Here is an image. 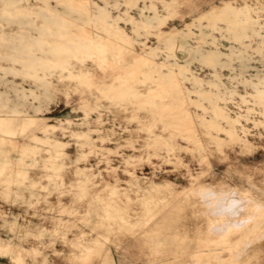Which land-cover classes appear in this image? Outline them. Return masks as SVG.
<instances>
[{"label":"rangeland","instance_id":"obj_1","mask_svg":"<svg viewBox=\"0 0 264 264\" xmlns=\"http://www.w3.org/2000/svg\"><path fill=\"white\" fill-rule=\"evenodd\" d=\"M107 1L119 3L110 5L118 19V37L115 29L101 32L95 19L74 31L85 40L99 36L107 59L97 56L98 44L84 63L73 57L84 70L51 77L56 92L47 110L21 114L17 125L0 129V252L18 257L17 264L24 257L28 264H40L38 258L54 264L46 256L52 258L60 242L72 264H94L103 255L109 264L110 245L117 248L120 239L139 236L148 241L150 224L159 223L171 207L187 206L194 222L203 218L210 228L205 243L197 245V250L214 251L203 264H264V101L256 97L258 88L264 90V0H228L251 6L260 28L242 42L206 26L213 19L203 13L205 5L220 6L225 0ZM94 3L104 0H50L49 8L86 12ZM155 12L163 18L160 25L136 27ZM171 28L190 33L187 40L194 48L219 52L222 62L192 58L179 46L181 38L170 47L164 40ZM212 39L216 44L206 43ZM185 65L188 79L179 74ZM170 69L174 75L168 82L162 72ZM195 78L206 92L220 91L219 98L198 102ZM37 82L7 75L0 77V91L15 99L11 86L16 87L30 104L38 105ZM131 88L138 95L125 96ZM150 99H155V110ZM215 104L225 116L216 118ZM42 121L46 125L40 128ZM220 182L236 185L235 198L246 206L236 218H218L213 214L218 198L203 197L209 190H234L223 189ZM199 206L203 212L197 214ZM249 217L253 219L246 224ZM227 220L240 224L230 229ZM212 227L222 230L214 233ZM228 237L242 241L241 248L225 245Z\"/></svg>","mask_w":264,"mask_h":264},{"label":"bare ground","instance_id":"obj_2","mask_svg":"<svg viewBox=\"0 0 264 264\" xmlns=\"http://www.w3.org/2000/svg\"><path fill=\"white\" fill-rule=\"evenodd\" d=\"M30 1L31 0H0V77L5 78L7 75H21L25 77L35 78L38 81L37 88L40 90V94H37L39 104H30L26 100V95L18 91L16 87L11 86V89L15 90V99H12L13 97L11 98L8 92L0 91V129H2L6 125H17L20 122L19 117L21 116V114L33 112L38 115L41 112L47 110V105L54 99L56 92L51 77L56 74H59V77H63L65 75L64 71H69L70 74H76L78 72H83L84 70L83 67L79 68L76 66V64L73 62V57L79 58L78 60L84 63L87 56H91V54L93 55V53H95L93 47L94 45L98 44L96 49L98 51L97 56L101 59H107L106 51L100 48L99 36H96L95 39L85 40L79 35L75 34L74 31L76 29H82L84 27V24L91 22L90 19H95L98 23L96 24V26L101 32L107 33L108 30L115 29L117 32L115 33V35L117 37L119 36V27L117 22L118 19L112 16L110 10V5L113 4L112 6H118V1L111 3L107 0H104V3L102 5L94 3L93 7L86 12H78L70 8L50 9V0H38L42 2L41 4H32ZM82 4H84V2ZM172 5L173 3H169V6ZM204 8L205 11L203 13L213 19L206 26L212 31L226 32L224 36L232 37L236 42H242L245 38H248L250 31L258 32L259 30L257 31V29H260L259 27L256 28L255 21L252 17L253 8L249 5L235 6L230 1L225 0L224 3L220 6H217L215 3L209 2L207 3V5H205ZM90 12H92L91 14L93 15V17L86 19L89 16L88 14ZM64 16H68L69 18H65ZM76 21H78L77 23L81 24L75 23ZM162 21L163 18L159 15L158 12H155L153 16H146L145 18L137 21L136 27L139 29L154 28L156 27V25H160ZM218 21H224L225 24L222 25ZM192 26L198 28V26L201 27L204 25L193 23ZM188 31H191V29H189ZM167 34L168 35L165 38L164 42L167 43L170 47H174L178 38H181L182 41L179 46L186 52L190 53L192 55V58L212 64H219L222 62L219 52H205L203 46L198 45V47L196 48L191 46L187 40L188 37H190V33H186L185 30L171 28L167 31ZM206 43L214 45L216 44V40H208L206 41ZM156 49L158 48L153 49V54L157 53ZM4 63L6 64L5 66L3 65ZM18 65H20V68H18ZM171 65L173 67V63ZM186 70V65L184 67H181L179 70V74L183 77V79H188ZM39 72H42V76ZM162 73L165 74V79L168 82H170L174 75V71L171 69L167 72ZM193 83L197 87L195 89V92L199 95L198 98H200L198 102H202L204 98H219L220 91L214 93L215 95L210 92H206L202 89L203 83L200 79H193ZM124 93L125 96L138 95L134 88H131L126 92L124 91ZM256 97L259 99V102H263L264 90L258 88L256 90ZM148 101L149 105L152 106L151 109L155 110L157 107V105L155 104V99H150ZM214 102L216 103L215 100ZM213 110L215 112L216 118L225 116L224 110L222 108H219L216 104L213 107ZM249 111L251 112L252 108H249ZM11 114L13 115L11 116ZM6 115H9L8 118L5 117ZM9 118L12 120L8 121ZM26 121L28 122L29 120H24V122ZM27 122L25 123L26 125L29 124ZM45 125V121H42L40 124V128L45 127ZM231 132L233 133V136H235L234 131L231 130ZM42 140L58 146V141L53 142L49 137H45V139ZM208 192L211 193L212 191L209 190ZM220 200L222 202H217L216 207L223 208L226 206H231V208H235V212H240L238 210H245L244 208H246V206L244 207V205L242 204L241 200L234 199L230 202H224L226 200L222 199ZM257 208L258 209L256 211L260 209V205H258ZM232 210L234 211V209ZM232 210H229V212ZM263 212L264 211H262V213ZM253 216L255 220L256 215ZM251 219L253 218L249 217L246 224ZM242 222L241 224H244ZM230 223L231 221L227 220V223L225 224L229 225ZM238 223L240 224V222H237V225ZM248 234L249 233H247V235L245 236H248ZM223 243L233 246L232 248H234L235 250H239L241 248L240 246L243 244V242L240 240L232 242L231 237L226 238ZM85 258L86 257H84V259Z\"/></svg>","mask_w":264,"mask_h":264},{"label":"crops","instance_id":"obj_3","mask_svg":"<svg viewBox=\"0 0 264 264\" xmlns=\"http://www.w3.org/2000/svg\"><path fill=\"white\" fill-rule=\"evenodd\" d=\"M240 181L241 184H243L246 181V179ZM220 183L224 184L222 186L223 188L226 187L232 189L236 188L234 187L236 186L234 184L231 183H229L231 185L225 184L228 182H220ZM215 184H213L211 187L218 188L219 185L217 186ZM239 186L245 187L242 185ZM236 192H238L236 189L231 191L213 190L211 193L209 192L207 194L204 193L203 197L204 198L212 197L214 199L218 198L217 202L219 203L222 202L220 199L226 200L224 202H228V200L230 202L231 200L236 199L235 198ZM227 193L230 195L232 194L234 196L229 199H226L225 197L221 198ZM199 207H197V214L203 212L201 206ZM224 208L226 209V211ZM232 209H234V211ZM229 210L232 211L229 212ZM192 211L193 210L187 206L171 207L165 211L164 217L161 219L159 223H154L152 224V226L150 224L149 227L146 229L145 235L147 234L149 236L148 241H146L145 238H142V236H139L133 239H125V238L120 239V241L118 242L120 247L117 248H114V245L113 246L110 245L109 247L111 248L110 250L112 253V260L109 261V264H178V262H181V264H203L205 256L212 254L214 252L207 253V251L203 247L197 250L198 248L197 245H199V243L201 242L205 243L206 231L207 229L210 230V228H208L207 226L208 223L206 225V222L204 221L203 218L198 220L197 222H194V220L191 217L194 213ZM235 211H236L235 208L233 207L231 208V206H226L223 208L215 206L213 214L216 215L218 218L224 216L226 218L231 219V218H236L235 214H237V212ZM236 225H237L236 220L232 221L229 225L225 224V226H228L230 229L231 228L236 229L238 227V225L237 226ZM242 227L243 226H241L240 228ZM217 228L212 227V231L219 232L220 227ZM226 229L227 228L225 227L223 230ZM232 242H236V241H232ZM62 246L63 245L60 242L56 244L55 248H56V253H58L57 254L58 256H56V253L54 254L53 252L54 256L51 258L49 257L48 254L46 256L48 261L51 260L52 263L54 264H63V263L72 264L69 261L71 260L72 256L68 255V253H66L65 257L63 256L65 249H63L64 251H62ZM227 246L231 248L233 247L230 245ZM104 257L105 256L103 255L102 259L100 258L99 260H94V264H106L104 262ZM195 257L196 259H194ZM66 258L68 260H65ZM222 258L230 260L231 255H222ZM16 259H18V257L14 255L2 254L0 252V264H17L18 261ZM44 259L42 260V258H38L37 261L40 264L41 263L44 264L43 262ZM20 262L21 264L23 262L24 264H28L29 259L24 257L21 259Z\"/></svg>","mask_w":264,"mask_h":264}]
</instances>
